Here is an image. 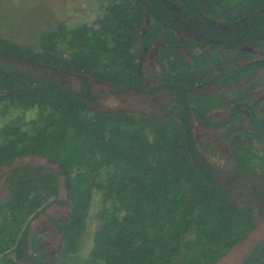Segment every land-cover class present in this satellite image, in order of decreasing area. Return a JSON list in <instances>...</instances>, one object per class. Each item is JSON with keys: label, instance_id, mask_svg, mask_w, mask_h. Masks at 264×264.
<instances>
[{"label": "trees", "instance_id": "16d2710c", "mask_svg": "<svg viewBox=\"0 0 264 264\" xmlns=\"http://www.w3.org/2000/svg\"><path fill=\"white\" fill-rule=\"evenodd\" d=\"M5 19L0 264H217L256 228L264 0H100L26 43ZM94 82L144 107L108 109ZM55 205L52 249L32 222ZM243 264H264V240Z\"/></svg>", "mask_w": 264, "mask_h": 264}, {"label": "rangeland", "instance_id": "374dc122", "mask_svg": "<svg viewBox=\"0 0 264 264\" xmlns=\"http://www.w3.org/2000/svg\"><path fill=\"white\" fill-rule=\"evenodd\" d=\"M99 1L100 0H0V20H6L5 18L10 16L17 23V20L21 17L20 20H18L20 21V25L16 27L15 30L17 31L14 36H17L16 39L19 41H25L24 43H26L28 40L31 41L34 34L40 32V30L48 29L47 27L53 26L57 23V20L65 21L70 24H78L91 19L94 17V12L97 11ZM74 5H77L78 8ZM11 7L14 11H12ZM70 8H72V10L68 12ZM57 9L62 10L61 17L60 14L59 16L56 14ZM3 32H5V30ZM29 36H31V38ZM93 87L98 92L104 93V91H106V95L102 100L108 109H120L130 106L133 108L144 107L143 102L138 101L137 98H135V94L132 92H128L125 95L112 94L110 90L106 89L107 86L100 82H94ZM198 127H200V134H206L211 139L217 140L215 131L205 129L201 125ZM261 148L264 149V144H261ZM214 162L219 165L223 164V161L219 159H215ZM26 163L47 164L49 162L45 158L26 157L19 159L15 164L19 165ZM8 169L9 167H5L0 170V192L4 185L2 176ZM97 207V204H94V212H96ZM66 214L67 210L65 207L55 205L49 207L44 214L32 222L33 229L39 228L42 231L53 232L48 235V241L52 249L60 246V235L57 232L55 233L53 219L64 217ZM92 217L93 227L85 236L86 242L91 240V236L97 224L95 214H93ZM263 240L264 217H261L258 220L256 228L217 264H243L245 258L254 246Z\"/></svg>", "mask_w": 264, "mask_h": 264}, {"label": "crops", "instance_id": "0c3cea01", "mask_svg": "<svg viewBox=\"0 0 264 264\" xmlns=\"http://www.w3.org/2000/svg\"><path fill=\"white\" fill-rule=\"evenodd\" d=\"M54 226H55V223H54ZM44 233H45V237H44V242L45 243H48V244H50V242L48 241V235H50V234H52L53 232H48V231H44ZM56 233V232H55ZM58 248V247H57ZM18 264H28V263H26V262H19Z\"/></svg>", "mask_w": 264, "mask_h": 264}]
</instances>
